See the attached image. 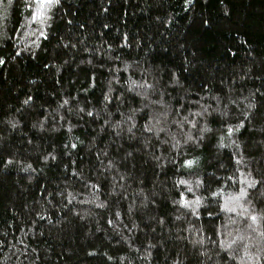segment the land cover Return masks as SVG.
Instances as JSON below:
<instances>
[{
  "label": "trees",
  "instance_id": "trees-1",
  "mask_svg": "<svg viewBox=\"0 0 264 264\" xmlns=\"http://www.w3.org/2000/svg\"><path fill=\"white\" fill-rule=\"evenodd\" d=\"M0 264H264V0H0Z\"/></svg>",
  "mask_w": 264,
  "mask_h": 264
},
{
  "label": "snow or ice",
  "instance_id": "snow-or-ice-1",
  "mask_svg": "<svg viewBox=\"0 0 264 264\" xmlns=\"http://www.w3.org/2000/svg\"><path fill=\"white\" fill-rule=\"evenodd\" d=\"M41 4H52L54 2H56V0H40ZM191 163V162H189ZM245 193L243 190H241V196H243ZM253 220H255V217H252Z\"/></svg>",
  "mask_w": 264,
  "mask_h": 264
}]
</instances>
